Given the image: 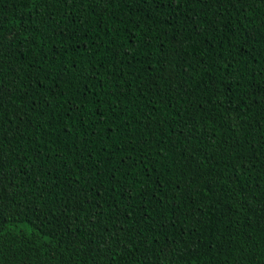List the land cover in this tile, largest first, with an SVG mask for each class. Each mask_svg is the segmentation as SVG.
<instances>
[{
    "label": "trees",
    "instance_id": "obj_1",
    "mask_svg": "<svg viewBox=\"0 0 264 264\" xmlns=\"http://www.w3.org/2000/svg\"><path fill=\"white\" fill-rule=\"evenodd\" d=\"M0 264H264V0H0Z\"/></svg>",
    "mask_w": 264,
    "mask_h": 264
}]
</instances>
